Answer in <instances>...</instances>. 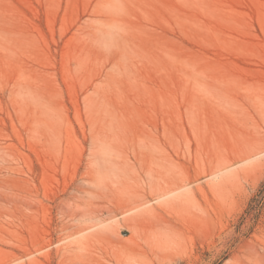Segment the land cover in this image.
Masks as SVG:
<instances>
[{
  "label": "rangeland",
  "instance_id": "374dc122",
  "mask_svg": "<svg viewBox=\"0 0 264 264\" xmlns=\"http://www.w3.org/2000/svg\"><path fill=\"white\" fill-rule=\"evenodd\" d=\"M0 264H264V0H0Z\"/></svg>",
  "mask_w": 264,
  "mask_h": 264
},
{
  "label": "bare ground",
  "instance_id": "6f19581e",
  "mask_svg": "<svg viewBox=\"0 0 264 264\" xmlns=\"http://www.w3.org/2000/svg\"><path fill=\"white\" fill-rule=\"evenodd\" d=\"M149 123H150V122H149ZM153 123H154V122H153ZM133 124H134V122H133ZM129 125H130V124H129ZM146 125H147V124H146ZM146 125H145V126H146ZM154 125H155V123H154ZM127 126H128V125H127ZM145 126H144V125H141V126H135V127L132 126V127H131V130H130L131 132L129 131V132H130V136H129L128 134H123V136L126 135V137H128V139H129L130 143H132V144H131V147H133V148H132L133 151H131V152H132V154H133V156H134V159L137 160V161L140 160V162H143V163L146 162V160L143 161V160L145 159L144 156L146 155V151H147V152L153 151V150H152V149H153V147H152V146H153V143L151 144V142H146L145 140H147V139H145V138H150V137H151L153 140H154V138H155V139H158V138L155 137L157 134L155 135L154 132L152 131V129H150V128H149V129L151 130V132L148 131L149 134H146V133H145L146 136L148 135V136H150V137H146V136H144L145 134H144L143 132H139V129L142 130V128H144ZM147 126H148V125H147ZM147 126H146V127H147ZM149 127H150V125H149ZM125 128H126V127H125ZM129 128H130V126H129ZM137 129H138V130H137ZM154 129H155V128H154ZM136 130H137V131H136ZM145 130H146V129H145ZM146 131H147V130H146ZM156 131H157V130H156ZM120 132H121V131H120ZM120 132H119V133H120ZM122 132H123V131H122ZM121 134H122V133H121ZM143 134H144V135H143ZM113 135H114V134H113ZM113 135H112V137H113ZM154 135H155V136H154ZM143 136H144V137H143ZM115 137H116L117 139L119 138L118 135H115L114 138H115ZM151 138H150V139H151ZM118 140H119V139H118ZM120 140H121V139H120ZM122 140L124 141V140H126V138H125V139L122 138ZM112 141H113V139H112ZM116 141H117V140H116ZM123 141H122V143H123ZM126 141H127V140H126ZM147 141H148V140H147ZM151 141H152V140H151ZM155 142H156V141L154 140V143H155ZM113 143H115V141H114ZM116 143H118V141H117ZM116 143H115V145H117ZM146 143H147V144H148V143L151 144V145H149V144H148V145H149L152 149L148 150V149H149V146L147 147ZM97 144H98V143H97ZM118 144H119V143H118ZM143 144H144V145H143ZM138 145H140V147L137 148ZM155 145H156V144H155ZM101 146H102V145H101ZM101 146H100V147H101ZM111 146H112V145H111ZM111 146H110V148H111ZM102 147H103V146H102ZM102 147H101V150H102ZM104 147H105V146H104ZM144 147H145L147 150H143ZM114 148L116 149L117 146H116V147L114 146ZM118 148H120V147H118ZM104 149H105V148H104ZM107 149H108V148H107ZM112 149H113V148H112ZM115 149H113L112 151H115ZM96 150H97V149H96ZM102 151H103V150H102ZM102 151H101V152H102ZM104 151H105V150H104ZM104 151H103V154H105V156L102 155V158H101L99 155H97L98 157H100V158L102 159V162H97L96 167H93L94 169H93L92 167L89 168V169L93 170V174H94V175H95V174H96L97 176H98V175H101L100 177H102V178H103L102 174H104V176H105V175H109V176H110V173L112 172V171H111V170H112L111 167L113 166L112 164H113L114 161H115V160L112 159V157H113L112 154L109 153V154H108V157H107V153H106V151H105V153H104ZM116 151H117V150H116ZM108 152H109V151H108ZM119 152H121V148H120V151H119ZM119 152H117V154H119ZM94 153H95V152H94ZM94 153H93V154H94ZM98 153H99V152H98ZM98 153H97V154H98ZM112 153H113V152H112ZM150 153H151V152H150ZM115 154H116V153H115ZM152 154H153V155L155 154L154 151H153ZM158 154H159V153H158ZM91 155H92V153H91ZM95 155H96V154H95ZM95 155H94V156H95ZM110 155H111L112 157H110ZM119 155H121V154H119ZM147 155H149V153H148ZM150 155H151V154H150ZM153 155H151V156H153ZM114 156L117 158V155H114ZM154 156H157V155H154ZM91 157H92V156H91ZM120 157H121V156H120ZM96 158H97V157H96ZM131 158H132V157H131ZM162 158H163V157H162ZM126 159H127V158H126ZM151 159H152V158H151ZM151 159H150V160H151ZM154 159L156 160V157H155ZM157 159H158V156H157ZM159 159H160V158H159ZM159 159L156 160V162L159 161ZM97 160H99V159L97 158ZM123 160H125V158H123ZM123 160H122V161H123ZM165 160H167V159H165ZM165 160H164V161H165ZM95 161H96V160H95ZM99 161H100V160H99ZM118 161H120V160H118ZM122 161H121V163H120V162H117V163L122 164ZM152 161H153V160H152ZM152 161H151V162H152ZM125 162H128L127 165L130 167V165H129V160H128V161L125 160ZM132 162H133V161H132ZM148 162H149V160H148ZM146 163H147V162H146ZM146 163H145V168H146ZM153 163H155V161H153ZM153 163H152V164H153ZM157 163H159V162H157ZM160 163H162V161H161ZM92 164H94V163H92ZM133 164H134V163H133ZM167 164H168V163H167ZM122 165H123V164H122ZM127 165H126V166H127ZM139 165H141V164H139ZM139 165H138V166H139ZM154 165H155V164H154ZM168 165H169V164H168ZM126 166H122V167H126ZM149 166H151V163H149ZM149 166H148V167H149ZM156 166H157V167H155V170H158V169H156V168H160V166H161V168H162V165L159 166V165L157 164ZM158 166H159V167H158ZM131 167H133V166H131ZM140 167H141V166H140ZM118 168H119V167H118ZM149 168H151V170H153V169H152V168H153L152 166L149 167ZM149 168H148V170H149ZM161 168H160V171H161ZM168 168H169V167H168ZM134 169L136 170V167H133V173H134V171H135ZM142 169H143V167H142ZM91 170H89V171L92 172ZM114 170H115V169H114ZM116 170H118V169H116ZM119 170L122 171L121 168H120ZM145 170H146V169H145ZM121 171H120V172H121ZM146 171H147V170H146ZM146 171H145V173H146ZM117 172H118V171H117ZM127 172H128V171H127ZM147 172H148L149 174L151 173V171H147ZM161 172H162V171H161ZM166 172H167V171H166ZM86 173H87V172H86ZM112 173H114V172H112ZM124 173H125V172H124ZM131 173H132V172H131ZM133 173H132V174H133ZM145 173L143 172L144 175L147 174V173H146V174H145ZM152 173L154 174V170L152 171ZM158 173H160L159 170H158V172H157L156 174H157V175H160V176H158L157 178H161V176H162L161 173H160V174H158ZM91 174H92V173H91ZM132 174H131V175H132ZM134 174L136 175V174H138V173L135 172ZM113 175H114V174H113ZM113 175H112V176H113ZM116 175H117V174H116ZM116 175H115V177H116ZM129 175H130V174H129ZM150 175H151V174H150ZM150 175H149V176H150ZM88 176H89V175H88ZM112 176H111V177H112ZM117 176H118V178L120 179V176H121V175H117ZM123 176H124V175H123ZM132 176H133V175H132ZM138 176H139V175H138ZM146 176H148V174H147ZM146 176H145V177H146ZM149 176H148V177H149ZM151 176H152V175H151ZM151 176H150V177H151ZM169 176H170V174H169ZM100 177H99V180H100V181H99V184H101L100 182H102V181H101L102 179H101ZM105 177H106V176H105ZM111 177H106V178H104V179H108V180H109ZM130 177H131V176H130ZM139 177H140V176H139ZM150 177H149V178H150ZM163 177H164V175H163ZM116 178H117V177H116ZM116 178H115V179H116ZM149 178H146V180L149 179ZM152 178H153V176L150 178L151 182H152ZM154 178H155V180H157V182H158L159 179H156V177H154ZM122 179H123V178H122ZM122 179H120V180H121L120 182H122ZM124 179H125V178H124ZM133 179H134V178H133ZM135 179L138 180V177H135ZM141 179H142V178H141ZM166 179H168V177H167ZM95 180H97V178H96ZM110 180H111V179H110ZM116 180H117V179H116ZM150 180H147V181H149V183H151ZM160 180H163V178H161ZM169 180H170V179H169ZM174 180H175V179H174ZM88 181H89V180L85 181V184H86V182H88ZM90 181H91V180H90ZM132 181H133V180H132ZM142 181H143V179H142ZM165 181H166V180H165ZM165 181H164V185H166V184L168 185L169 182H168V183H165ZM118 182H119V180H118ZM137 182H138V181H137ZM157 182H156V183H157ZM175 182H176V181H175ZM177 182H178V181H177ZM102 183H105V182H102ZM115 183H117V181H116ZM122 183H123V182H122ZM127 183H128V181H127ZM85 184H84V185H85ZM99 184L95 185V186H96L95 188H97ZM124 184H125V183H124ZM132 184H134V183H132ZM140 184H141V183L134 184V185L140 187ZM143 184H144V182H143ZM171 184L173 185V184H175V183H172V182H171ZM181 184H182V183H181ZM105 185H107V184H105ZM105 185H104V186H105ZM158 185H160V183H159ZM158 185H157V186H155V184H152V185L150 184V185H148V187L150 188V189L148 188V191H150V194H149V195H151V197H156V196H161V195H164V196H165L166 194H168V196H169V195L171 194V192H172V194H174V193H173V192H174L173 189H171V191L169 190V188H171L172 185H168V189H166V188H167V187H166L167 185L165 186L166 188H164V187H159ZM87 186H88V185H87ZM107 186H108V185H107ZM169 186H170V187H169ZM175 186L178 187V188H180V185L177 186V184L173 185V188H174ZM182 186H183V185H182ZM182 186H181V188H183ZM102 187H103V185H102ZM128 187H129V186H128ZM91 188H92V187H91ZM95 188H94V189H95ZM100 188H101V187H100ZM104 188H105V187H103V190H104ZM106 188H107V187H106ZM106 188H105V190H106ZM133 188H134V187H133ZM141 188L144 189L143 187H141ZM181 188H180V189H181ZM83 189H84V188H83ZM86 189H87V188H86ZM98 189H99V187H98ZM98 189H95V190H93V191H94V192H95V191H98ZM130 189H131V188H130ZM174 189H175V188H174ZM176 189H177V188H176ZM105 190H104V191H105ZM133 190H134V189H133ZM79 191H80V190H79ZM129 191H130V190H129ZM131 191H132V190H131ZM85 192H86V191H85ZM91 192H92V191H91ZM100 192H102V191H100ZM177 192H178V191H177ZM188 192H190V191H188ZM29 193H30V192H29ZM82 193H84V192H82ZM135 193H137V196H138V197L136 196ZM138 193H139L138 191H137V192H134L135 195H133V194H132V195H133V196H136V197H132V196H130L131 198H129V200H130V199H131V200H130L129 202H127V201H128V198H127V200L124 201V202H125L124 204H118V205L114 206V207L111 208V209H110V208H108V209L105 208V210L107 209L106 211H107L108 215L110 214V216H113V214L116 213V212H121L122 214H129V215H127V217H124V218L127 219V220H130L129 222H131V221L134 220L135 218H140V217L145 216L146 214H148L147 212H150L151 209L154 210L152 206H151L150 208L147 207V208H149V209H146V207L142 208V206H144V205L146 204V203H143V202H145L146 197H143V195H142L143 193H139L141 196L138 195ZM96 194H98V193H96ZM172 194H171V195H172ZM129 195H130V194H129ZM179 195H180V194H179ZM28 196H29V195H28ZM30 196H31V195H30ZM127 196H128V195H127ZM31 197H32V196H31ZM162 197H163V196H162ZM166 197H167V196H166ZM174 197H175V196H174ZM176 197H177V196H176ZM159 198H160V197H159ZM28 199H29V198H28ZM125 199H126V198H125ZM160 199H161V198H160ZM26 200H27V199H26ZM143 200H144V201H143ZM147 200H148V199H147ZM122 201H123V199H122ZM142 201H143V202H142ZM148 201H149V200H148ZM28 202H29V201H28ZM31 202H32V201H31ZM118 202H119V201H118ZM146 202H147V201H146ZM24 203H25V202H24ZM119 203H120V202H119ZM142 203H143V205H142ZM28 204H30V203H28ZM62 210H63V211H61V212H64V208H62ZM65 211H67L68 214H69L71 217L76 216L72 209H70V210L67 209V210H65ZM151 212H152V213H150V215L153 214V211H151ZM64 214H66V213H64ZM69 215H68V216H69ZM114 215H115V214H114ZM62 216H63V215H62ZM70 216H69V217H70ZM63 217H64V216H63ZM146 217H147V216H146ZM149 217H150V218H151V217L153 218V217H154V214H153V216H149V215H148L147 218L150 219ZM131 219H132V220H131ZM144 219H145V218H144ZM123 220H124V219H123ZM127 220H124V221H127ZM136 220H138V219H136ZM146 220H147V219H146ZM146 220H145V221H146ZM141 221H142V219H141ZM132 222H133V221H132ZM125 223H127V222H125ZM134 223H136V222H134ZM139 223H140V221H139ZM128 225H129V224H128ZM129 226H130V225H129ZM131 227H132V225H131ZM136 227H137V226H136ZM136 227H135V228L132 227L133 230L136 229ZM114 228H115V227H114ZM114 228H111V233H113V235H114V232H115V231H114ZM112 229H113L114 232H112ZM116 229H118V228L116 227ZM109 230H110V229H109ZM116 233L118 234V232H115V234H116Z\"/></svg>",
  "mask_w": 264,
  "mask_h": 264
}]
</instances>
